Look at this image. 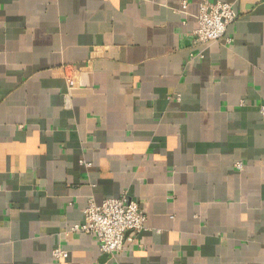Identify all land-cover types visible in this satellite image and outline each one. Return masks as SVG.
<instances>
[{"label":"crops","instance_id":"1","mask_svg":"<svg viewBox=\"0 0 264 264\" xmlns=\"http://www.w3.org/2000/svg\"><path fill=\"white\" fill-rule=\"evenodd\" d=\"M217 1L230 44L201 0H0V264H264V0ZM122 194L125 252L69 233Z\"/></svg>","mask_w":264,"mask_h":264},{"label":"built area","instance_id":"2","mask_svg":"<svg viewBox=\"0 0 264 264\" xmlns=\"http://www.w3.org/2000/svg\"><path fill=\"white\" fill-rule=\"evenodd\" d=\"M236 20L237 14L231 4L217 0H201L193 42L208 45L224 39L230 44L231 40L226 38V33ZM66 83L69 90L75 87L72 78L66 77ZM259 112L264 117V106L259 107ZM236 168L241 170L242 165L238 164ZM147 231L144 209L127 194H122L118 198L107 199L101 203L88 200L83 223L71 227L69 233L93 237L99 252L112 258L125 252L126 244L134 245L137 237ZM52 258L55 262L64 261L68 258V253L61 246H56L52 250Z\"/></svg>","mask_w":264,"mask_h":264}]
</instances>
